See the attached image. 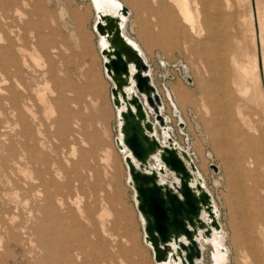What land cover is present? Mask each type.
Here are the masks:
<instances>
[{
  "label": "bare ground",
  "instance_id": "1",
  "mask_svg": "<svg viewBox=\"0 0 264 264\" xmlns=\"http://www.w3.org/2000/svg\"><path fill=\"white\" fill-rule=\"evenodd\" d=\"M126 1L132 6L144 3L148 5L150 11L158 18L156 25L162 29L165 46L169 49L176 45L180 46V50L186 52L196 64L201 77L198 88L200 96L203 95L202 100H205L203 107L210 113L209 104L216 103L217 106L215 114L212 113L213 116L208 119L209 124L211 122L212 125H219L224 130V147H215L216 155L225 166L231 161V166L229 165L231 168L228 167L232 171V176L238 179L246 177V183H242V201L251 208H259L255 190L260 183V177H264V170L261 169L264 165V130L255 128L244 109L248 102L260 97L261 76L256 56L251 53L257 43L254 29L252 28L251 47L248 49L241 27L239 10L241 0L237 2V6L232 0ZM117 3L121 5L118 9L110 5L109 10L103 6L98 10L97 0L93 2L96 15L94 27L99 21L105 24L107 21L104 17L107 15L118 19L115 36L108 38L107 34L97 32L107 45L101 46L100 54L103 48L114 49L115 44L130 46L141 54L133 42L135 40L130 38L126 31L123 33V20L130 16L132 10L129 8V13L125 14L122 10L124 4L120 0H117ZM260 3H263V6H260ZM257 7L259 12H263L259 25L261 43L264 47V1L257 0ZM39 11L41 9L37 3L33 5L30 0H0V102L6 108L0 107V264L9 263L12 249L18 253L20 247L28 245L29 252L26 250L24 253L25 258L28 259L29 256L28 264H105L108 260L107 254H104L99 262L95 259L89 260L90 255L87 254L88 249H95L93 241L101 239L103 233L106 235L108 229L105 219L111 214L106 209L108 205L100 212L97 211L96 186L89 182V172L94 170L96 161V148L101 147L100 139L89 140L87 149L77 146L80 142H88V138L85 132H82L83 126L78 121L74 125L69 123L72 116L79 118L78 110L70 108L67 104L77 103L76 96L66 97L67 93L70 95L71 92L75 93L76 87L71 82L68 66L64 61H61V64L66 67L60 70L56 68L55 61L51 58L57 53V49L55 45L49 44L51 39L42 31L47 21L44 22L43 9L42 12ZM220 18L228 23L233 22L234 30L222 29L218 24ZM10 19L16 20V29L12 28L14 24L11 25ZM51 35L53 37L54 34ZM137 44L140 46L138 42ZM140 48L142 49L141 46ZM141 56L143 59L146 56L144 51ZM102 58L104 63L106 57ZM148 66L147 74L155 86L150 65ZM130 67L133 73V64ZM90 70L88 72L86 69L84 75L86 73L88 76L91 75ZM93 71L94 69L91 72ZM104 71L112 81L105 67ZM189 75L186 74L184 78H189ZM134 81L131 75L129 84L124 86L128 96L136 92ZM112 83L114 86V81ZM86 86L84 87L87 88ZM89 88L94 89L91 79L88 82V90ZM155 88L158 92L156 86ZM166 91L167 98H172L173 95L180 101H190V94L179 85ZM120 99L123 97L120 96ZM163 101L161 97V114ZM170 102L173 113L178 114L175 112L173 102L171 100ZM40 105L44 107V116L50 120L49 124L37 115ZM114 107L120 122L116 139L126 157L131 155L124 145V133L121 130L123 124L121 112L126 109V105ZM164 118L166 125L161 127V134L164 136V132L166 133L167 142L162 143L156 135L155 123L154 134L163 145L171 143L184 160L192 173L190 184L194 194L200 197L202 190H206L211 196V214L207 212L206 207L199 204V219L195 218L196 225L190 226L193 237L202 255L204 241H207L216 251H223L228 258L229 247L226 243L228 234L219 220L220 209L215 205L216 201L211 191L207 189L204 177L202 179L200 176L192 154L176 139L169 141L171 126L167 125V118L165 116ZM50 129L53 132L50 133ZM160 151L157 150L150 155L151 160L148 159L149 163L142 164V171L150 174L155 170L158 173L157 182L168 183L182 199L179 191L180 180L169 170L164 173L159 171L164 167ZM104 152L105 157H110L108 150ZM150 161L155 163L150 165ZM134 163L139 168L140 163L135 160ZM192 163L196 166L195 171L191 168ZM158 165L159 167H156ZM168 172L172 174L173 180L162 181L160 174L166 175ZM128 177L127 183L132 182L129 171ZM163 179L166 180L164 177ZM198 184L201 185V189ZM85 191L88 195L84 204L83 198L81 199L79 195ZM139 215L144 227L145 219L140 212ZM80 219L86 226L79 222ZM215 221L218 222V227L213 225ZM2 235L5 236V241ZM144 241L154 253L153 246L146 240V234ZM181 241L190 243L185 236L178 237L173 234L166 245H161L166 253L164 259L154 261L159 264H183L186 251L180 249ZM97 248L100 250V247ZM201 259L202 256L195 259L196 264H200Z\"/></svg>",
  "mask_w": 264,
  "mask_h": 264
},
{
  "label": "rangeland",
  "instance_id": "2",
  "mask_svg": "<svg viewBox=\"0 0 264 264\" xmlns=\"http://www.w3.org/2000/svg\"><path fill=\"white\" fill-rule=\"evenodd\" d=\"M120 1L126 8L132 10L130 16L123 20V33L125 34L126 31L127 35L135 40L133 42L142 55L144 51L146 55L144 59L150 65L155 86L164 100L162 116L167 118V125L171 126V136L192 154L200 176L202 179L204 177L206 187L213 194L215 205L220 209L219 220L228 234L226 240L229 247L228 258L223 251H216L210 243L204 241L203 255L199 263L264 264V177H260V183L255 190L259 208H251L242 201L241 197L242 183H246V177L242 176L238 179L234 175L232 176V171L229 169L231 161L225 166L216 155V148L224 147V130L219 125L213 124V127L211 122L209 124L210 120L208 119L213 116L212 113L215 114L217 106H215L216 103L215 105L210 103L208 106L210 113L203 107L205 100H202L204 99L203 95L200 96L198 85L201 82V77L196 64L192 62L188 54L186 55V52L180 50V46L176 45L171 49L165 46L162 29L156 25L158 18L154 12L150 11L148 5L144 3L132 6L126 0ZM232 1L237 6L239 0ZM93 2L94 0H30L33 5L37 3L41 9L39 12H42L43 9L44 22H47L42 31L44 34L47 33L48 39H51L49 44L55 45L57 49V53L51 57L55 61L56 68H60V70L65 68L66 66L61 64V61H64L68 66L71 82L76 87L75 93L71 92V95L67 93L66 97L76 96L77 103L70 104L68 102L67 104L70 108L78 110L79 120L72 116L69 123L74 125L78 121L83 126L82 132L84 131L88 138V142H80L77 146L87 149L93 138H99L101 143V149L96 148V161L94 170L89 172V182L96 186L97 211L100 212L108 205L106 209L112 215L110 214V217L108 215L105 219L108 229L106 235L103 233L101 239L93 241L94 250H87V254L90 255L88 259H95L96 262H99L103 255L107 254L108 260L105 261V264H159L154 261L151 247L144 241L145 232L136 204V193L130 183H127L129 177L124 159L126 153L121 152L115 143L120 122L112 100L113 83L105 74L103 58L100 54L102 44L100 45L99 42L102 39L94 27L96 15ZM97 4L107 10L111 5L109 0H97ZM241 4L239 6L241 27L244 30L248 49L251 47L252 28L257 37V43L251 53L256 56L259 64L260 87L262 88L260 97H257L255 101L248 102L244 110L255 128L264 130V47L261 43L259 25L263 12H259L257 0H241ZM260 6H263V3H260ZM12 19H10L11 25L14 24L12 28L16 29V20L12 21ZM218 24L222 29L234 30L233 22L228 23V21H223V18L218 20ZM50 25L53 30L50 29ZM45 58L43 59L46 60ZM89 68L94 71L91 72L92 70ZM86 69L88 72L90 70V74H92L84 75ZM184 71L186 74H190L189 78H184L186 75ZM87 76L93 82L94 89L89 88L88 90L89 79ZM175 85H179L190 94V101H180L173 95L172 98L166 97V90L173 89ZM47 95L50 96L48 93ZM205 99L207 101L206 97ZM170 100L178 114L173 113ZM0 107L6 109L2 102H0ZM37 110V115L49 124L50 120L44 116V107L40 105ZM155 115L154 112L150 113L151 120L156 119ZM253 119L256 121L254 122ZM181 122L183 124H180ZM51 132H53L52 129H50ZM156 135L162 143L167 142L166 133L164 132V136H162L159 124L156 128ZM105 150L110 153L109 160L104 156ZM153 163L155 161H150V165ZM261 169L264 170V165ZM160 178L162 181L173 180V176L169 172L166 175L160 174ZM195 180L197 181L196 176ZM87 195L86 191L79 195L81 199L83 198L84 204L87 201ZM79 222L86 226L83 220L80 219ZM3 237L5 241L6 238ZM97 247H100V250ZM29 249V245L20 247L18 253L12 249L8 264H28L29 256L28 259L25 258L24 253L26 250L29 252Z\"/></svg>",
  "mask_w": 264,
  "mask_h": 264
},
{
  "label": "water",
  "instance_id": "3",
  "mask_svg": "<svg viewBox=\"0 0 264 264\" xmlns=\"http://www.w3.org/2000/svg\"><path fill=\"white\" fill-rule=\"evenodd\" d=\"M122 10L125 14L129 13V9L125 6ZM104 18L107 22L104 24L99 21L95 27L96 31L111 38L117 32L118 19L109 15ZM101 54L106 57L104 60L106 73L115 83L111 88L113 103L115 106L126 105V109L121 112L123 119L121 130L124 133V145L131 155L125 157V162L132 177V182L129 183L136 193L137 208L145 219L146 240L154 249V259L157 262L164 259L166 253L161 245H166L174 234L178 237L185 236L190 240L189 244L183 241L179 243L180 249L186 251L183 264H196L195 259L201 258L202 251L193 237L190 226L194 227L195 218L199 219V204L206 207L207 212L212 213L211 196L206 190H202L200 197L194 194L190 184L192 173L184 160L171 143L163 145L154 134V123L156 126L159 124L160 129L166 124L160 112L161 97L151 83L147 74L149 66L141 54L134 48L122 44H115L112 50L103 48ZM131 64L134 66L133 73H131ZM131 75L135 80L136 92L128 96L124 86L129 84ZM120 96L123 97L122 100ZM151 112L156 114L154 121L150 118ZM172 140L170 136L169 141ZM116 144L121 150L117 139ZM157 150H161L160 159L164 163V167L159 171L164 173L169 170L180 180L179 191L182 199L168 183L157 182L158 173L155 170L150 174L142 171V164L149 163L152 157L150 155ZM134 160L140 163L139 168L136 167ZM191 168L196 170L193 163ZM198 185L201 189V185ZM213 225L219 226L217 221L213 222Z\"/></svg>",
  "mask_w": 264,
  "mask_h": 264
},
{
  "label": "snow or ice",
  "instance_id": "4",
  "mask_svg": "<svg viewBox=\"0 0 264 264\" xmlns=\"http://www.w3.org/2000/svg\"><path fill=\"white\" fill-rule=\"evenodd\" d=\"M110 4H111V7H113V8H117V9H118V8L121 7V5H120L119 3L116 2V0H110ZM99 8H100V5L97 4V9L99 10ZM101 43H102L103 46L107 47V45L104 44L103 39L101 40ZM129 43H131V41H129ZM133 46H134V45H133Z\"/></svg>",
  "mask_w": 264,
  "mask_h": 264
}]
</instances>
